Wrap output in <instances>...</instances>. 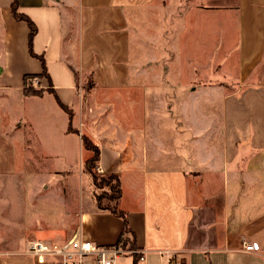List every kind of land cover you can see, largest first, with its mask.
<instances>
[{
	"label": "crops",
	"instance_id": "obj_1",
	"mask_svg": "<svg viewBox=\"0 0 264 264\" xmlns=\"http://www.w3.org/2000/svg\"><path fill=\"white\" fill-rule=\"evenodd\" d=\"M11 2L0 0V176L13 173L17 144L66 166L75 150L83 167L85 135L99 148L97 168L119 176L128 232L94 201L78 216L96 233L25 232L0 264H40L30 241L60 243L77 229L104 245L126 240L144 255L136 264H264V0H16L36 27L31 45ZM220 18L237 35L232 65L219 57ZM160 53L162 80L148 79L144 62ZM26 76L49 90L23 96ZM161 86L162 97L145 90ZM215 93L212 135L187 103ZM158 114L178 116L175 144L151 122ZM204 129L214 136L207 147ZM249 242L257 251L243 250Z\"/></svg>",
	"mask_w": 264,
	"mask_h": 264
},
{
	"label": "rangeland",
	"instance_id": "obj_2",
	"mask_svg": "<svg viewBox=\"0 0 264 264\" xmlns=\"http://www.w3.org/2000/svg\"><path fill=\"white\" fill-rule=\"evenodd\" d=\"M225 23L226 20L220 18L219 57L221 59L222 52L229 53L228 63L232 65L237 58L236 52L234 53L232 50L235 40L237 41V35L235 32L227 30V23ZM210 47H212L211 44ZM144 64V66L148 64L151 66L148 70H145L148 79L162 80L163 57L161 53L156 54L155 60L151 59L150 63L145 60ZM153 67L161 70H151ZM145 90H153L154 94L160 97L164 94L162 86ZM189 92L188 87L186 94H189ZM173 94L178 95L179 92ZM218 96H220V93H215L213 97L203 96L195 102L187 103L193 108L201 107L203 114H205L206 119L204 120L208 125L207 129L213 133L212 135L219 128L218 121L222 112ZM174 106L176 109L179 105H173V109ZM171 118H165L158 114L155 118H151L153 120L151 122L154 126L157 125L162 129V135H168L172 143L175 144L176 140L172 138L171 129L172 126L178 124L179 118L177 115ZM144 125L147 126V119H145ZM77 129L83 133L80 127H77ZM204 130L205 135L203 138H207V140L204 139V146L207 147L214 136L211 138L207 130ZM26 137L31 139L28 133ZM22 147V145H16V161L13 173L10 176H0V250H15V241H18L22 235L25 234V238H30L26 237L25 232L47 230L46 232L52 233L61 228L63 230L62 234L67 236L75 230L76 226H80L81 234L96 233L97 231L92 226L90 227V224H85L81 219L82 217L78 216L80 207L88 209L94 203L91 177L83 170L81 157L78 159L79 153L75 150L71 151L69 158L74 162H70V165L66 166L63 165L64 162L61 160L43 159L39 156L40 153L23 151ZM178 148L176 149L178 150ZM195 149L198 156V147L196 148L194 145V147L187 148L191 152L189 155L197 160ZM85 155L90 156L91 154L86 153ZM30 156L31 159H29ZM191 167L185 168L190 170ZM92 172L98 180L103 175L97 172L96 167L92 169ZM105 191H108V189L103 186V190H97V193L101 196V193H105ZM41 232H38V234H41ZM36 240L47 242L43 239ZM90 242L97 246H109L95 241ZM127 248L131 250L130 247Z\"/></svg>",
	"mask_w": 264,
	"mask_h": 264
},
{
	"label": "built area",
	"instance_id": "obj_3",
	"mask_svg": "<svg viewBox=\"0 0 264 264\" xmlns=\"http://www.w3.org/2000/svg\"><path fill=\"white\" fill-rule=\"evenodd\" d=\"M30 84L37 88L38 79L32 78ZM97 172L103 174L98 168ZM257 249L258 246L254 242L243 243L245 252H255ZM28 253L40 264L48 258L56 259L58 264H136L144 260L143 253L136 249H128L122 241L114 245L97 246L83 239L78 229L68 239L60 243L30 241ZM126 260H130V262L126 263ZM168 264L173 263L169 262Z\"/></svg>",
	"mask_w": 264,
	"mask_h": 264
},
{
	"label": "trees",
	"instance_id": "obj_4",
	"mask_svg": "<svg viewBox=\"0 0 264 264\" xmlns=\"http://www.w3.org/2000/svg\"><path fill=\"white\" fill-rule=\"evenodd\" d=\"M16 5H17L16 0H12L11 2L12 14L16 19L24 21L26 25L28 26L29 45H31V40L36 33V27L26 16L16 13ZM41 62H42V65H44L42 60ZM42 74L44 75L46 74L44 66H43ZM33 77L35 76L24 77L22 93H23V96L25 97L27 96L40 97L42 96L44 91L49 90V89L44 90L41 88L33 87L30 84V80ZM59 106L61 107L62 110L68 113V115L71 114L70 111L67 109V107H65L63 104L59 103ZM70 131L77 133L76 131H73L72 129H70ZM80 139H81L83 148L91 154L90 157L85 160L84 165H83V170L87 174H89L91 177V184L94 190L93 198H94L97 209L100 211L110 212L112 215L120 218L123 221L124 231L128 232L126 214L120 209H118L117 207L118 200L121 196V186H120V179H119L118 174H114V173L103 174L98 180L96 176L93 174L92 169L95 167L97 169V163H98L99 152H100L99 148L85 135H81ZM100 185H103L107 187L108 189V191H105V193H101V196L98 195L97 193V190H100V191L103 190V186H100ZM103 202H105V204H103ZM122 242L126 244V240H123Z\"/></svg>",
	"mask_w": 264,
	"mask_h": 264
}]
</instances>
